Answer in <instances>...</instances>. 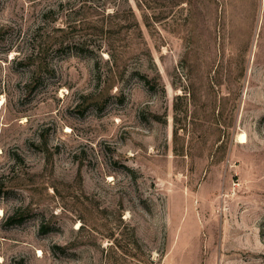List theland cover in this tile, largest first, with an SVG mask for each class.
I'll return each mask as SVG.
<instances>
[{
  "label": "rangeland",
  "instance_id": "374dc122",
  "mask_svg": "<svg viewBox=\"0 0 264 264\" xmlns=\"http://www.w3.org/2000/svg\"><path fill=\"white\" fill-rule=\"evenodd\" d=\"M0 264H264V0H0Z\"/></svg>",
  "mask_w": 264,
  "mask_h": 264
},
{
  "label": "bare ground",
  "instance_id": "6f19581e",
  "mask_svg": "<svg viewBox=\"0 0 264 264\" xmlns=\"http://www.w3.org/2000/svg\"><path fill=\"white\" fill-rule=\"evenodd\" d=\"M238 142H239V144H245L248 142V137H247L246 133L239 134Z\"/></svg>",
  "mask_w": 264,
  "mask_h": 264
}]
</instances>
